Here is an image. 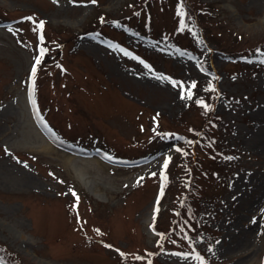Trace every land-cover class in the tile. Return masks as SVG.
<instances>
[{"label":"rangeland","instance_id":"rangeland-1","mask_svg":"<svg viewBox=\"0 0 264 264\" xmlns=\"http://www.w3.org/2000/svg\"><path fill=\"white\" fill-rule=\"evenodd\" d=\"M189 1L0 0L2 260L264 264V0Z\"/></svg>","mask_w":264,"mask_h":264},{"label":"trees","instance_id":"trees-1","mask_svg":"<svg viewBox=\"0 0 264 264\" xmlns=\"http://www.w3.org/2000/svg\"><path fill=\"white\" fill-rule=\"evenodd\" d=\"M192 0H190V4L192 6H190L189 4L185 3V7L190 11V13L192 14L191 16L195 18V24L196 25H203L202 29L204 34L213 42V43H217L219 44L218 40L216 39V35H214L212 32L208 31L211 29L210 25H212L213 23H215L216 21L214 19H211V17L209 16V5H195L192 4L191 2ZM188 2V3H189ZM194 22V21H193ZM188 22H185L184 25H187ZM206 26L208 27V30L206 29ZM195 27V26H194ZM198 101H202V103H198ZM209 102V95H206L205 97L199 98L196 100V104L197 107L201 110V112H204L205 110H207L205 106H207V103ZM206 120H202L200 123H198L196 130L199 131V129H201V125L205 124ZM189 126H194L193 124H190ZM211 130H213V127H210ZM209 128L207 130H201V138L205 139V145L201 146V149H206V151L208 152L211 149L210 152L213 154L210 157V160H214V157L216 156L218 158V154H216L215 149H219L215 143L216 140V134L214 133V131H211ZM216 162H214L213 164V168H209V167H203L205 168V170L202 172L200 171H196V172H192L191 176H190V185L189 188L187 189V191L183 194V196L185 195V197L182 199L183 203H191V208H193V206H195V202L200 198V196L202 194H206L207 193V189L204 187V183L202 182V180L204 179V177H201V174H206L205 172H208L207 175L212 174V169H214V171H217L219 173H221L222 171V167L219 163V160L216 159ZM192 171V169H191ZM186 205V204H185ZM184 205V206H185ZM180 209L183 210V207L181 206ZM186 209V208H184ZM4 262L7 263L6 259H3ZM8 264V263H7Z\"/></svg>","mask_w":264,"mask_h":264},{"label":"snow or ice","instance_id":"snow-or-ice-1","mask_svg":"<svg viewBox=\"0 0 264 264\" xmlns=\"http://www.w3.org/2000/svg\"><path fill=\"white\" fill-rule=\"evenodd\" d=\"M93 2H95V0H93ZM179 14L182 16V15H183V12L181 11ZM182 23H183V21H182ZM39 27H40V28L43 27V22L40 23ZM42 53H43V50H42ZM262 62H264V61H262ZM36 63H37V64L40 63V58H39V57H37V59H36ZM35 72H36V68L33 67V69H32V73H33V75H35ZM195 86H196L195 84H192V85H191V87H193V88H194ZM182 98H183V96H182ZM188 98H189V99L191 98V94H190V93L188 94ZM198 103H202V101H198ZM205 107H207V106H205ZM165 167H167V161L165 162ZM73 195H75V193H73Z\"/></svg>","mask_w":264,"mask_h":264},{"label":"bare ground","instance_id":"bare-ground-1","mask_svg":"<svg viewBox=\"0 0 264 264\" xmlns=\"http://www.w3.org/2000/svg\"><path fill=\"white\" fill-rule=\"evenodd\" d=\"M258 130H260V131H264V120H261L260 121V124H259V127H258ZM260 147L262 148V149H264V145H260ZM255 203H257L256 201H253V202H251V204H250V207H251V210H253L254 211V207L256 206L255 205ZM254 229V226H251V228H249V229H246V230H248L247 232H250V231H252V230ZM248 242V240H247V238H246V240L244 241V243H247Z\"/></svg>","mask_w":264,"mask_h":264}]
</instances>
